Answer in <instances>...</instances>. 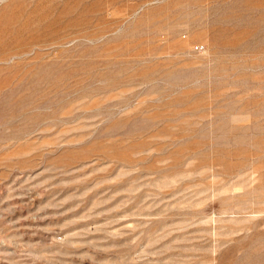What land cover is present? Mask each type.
Listing matches in <instances>:
<instances>
[{
    "label": "rangeland",
    "instance_id": "1",
    "mask_svg": "<svg viewBox=\"0 0 264 264\" xmlns=\"http://www.w3.org/2000/svg\"><path fill=\"white\" fill-rule=\"evenodd\" d=\"M0 264H264V0H0Z\"/></svg>",
    "mask_w": 264,
    "mask_h": 264
},
{
    "label": "built area",
    "instance_id": "2",
    "mask_svg": "<svg viewBox=\"0 0 264 264\" xmlns=\"http://www.w3.org/2000/svg\"><path fill=\"white\" fill-rule=\"evenodd\" d=\"M203 50H204V46L203 45H197V46H195V51L202 52Z\"/></svg>",
    "mask_w": 264,
    "mask_h": 264
}]
</instances>
